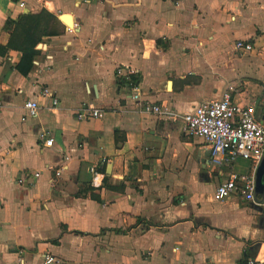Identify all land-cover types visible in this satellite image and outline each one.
<instances>
[{"label":"crops","instance_id":"0c3cea01","mask_svg":"<svg viewBox=\"0 0 264 264\" xmlns=\"http://www.w3.org/2000/svg\"><path fill=\"white\" fill-rule=\"evenodd\" d=\"M8 20L17 22L10 32ZM10 38L17 45L29 38L38 54L26 76L16 70L19 51L0 56V264H43L44 254L59 264L264 258V197L213 200L221 180L255 178L259 165L238 159L222 166L223 179L180 120L142 111L161 103L182 115L231 87L233 101L258 115L264 0H0V47ZM237 40L254 51L235 52ZM130 70L139 77L138 103L117 84ZM28 100L39 110L22 121ZM85 106L102 117L78 120ZM38 171V179L16 184Z\"/></svg>","mask_w":264,"mask_h":264},{"label":"built area","instance_id":"2783aa9c","mask_svg":"<svg viewBox=\"0 0 264 264\" xmlns=\"http://www.w3.org/2000/svg\"><path fill=\"white\" fill-rule=\"evenodd\" d=\"M19 8L24 7V3L18 4ZM77 26L68 29L69 32H75ZM234 50L237 53H251L254 51L253 43L245 40H237L234 43ZM122 70L118 68L116 75ZM135 74L131 70L126 74V82L130 97L134 102L140 100L139 83L134 84L131 78ZM233 88H227L219 99L203 102L197 105L191 112L185 114L176 113L166 104H144L142 111L145 114L155 115L163 121L175 122L180 120L183 125V132L186 136L201 139L207 146L211 163L216 167L231 166L236 160L248 161L257 167L264 156V114L262 110L258 113L253 106L244 105L233 101ZM40 96L51 102V107L58 105V100L49 88H43ZM2 102L0 99V109ZM25 118H34L37 116L39 105L28 100L24 103ZM102 113L85 106L77 115V119L101 118ZM39 141L43 143L44 148L53 147V139L48 138L47 134H39ZM47 170L52 168L47 167ZM53 171V170H52ZM41 171L32 174L23 173L17 179L16 184H27L30 178L38 179ZM60 171L54 172V177L58 178ZM54 182V180H50ZM31 183V182H30ZM231 196H238L247 202H252L255 198V184L253 176H238L230 174L225 180H221L213 193V200L222 202ZM264 245V244H263ZM260 248L262 249V246ZM43 264H59L51 255H43ZM244 264H264V258H253L247 260Z\"/></svg>","mask_w":264,"mask_h":264},{"label":"trees","instance_id":"16d2710c","mask_svg":"<svg viewBox=\"0 0 264 264\" xmlns=\"http://www.w3.org/2000/svg\"><path fill=\"white\" fill-rule=\"evenodd\" d=\"M13 1H18V0H13ZM16 26H17V22L8 20L6 21L4 25V29L5 31L10 32L12 28L13 27L16 28ZM53 34L55 33L51 31L49 36H52ZM13 49L21 53V59H20L19 64L16 66V70L21 75L26 76L31 71V69H33L32 62H33L34 57L38 54V51L34 50V43H31V44L29 43V38H26L23 42L19 43L18 45L17 43L15 44L13 39L10 38L6 47H0V56H5L7 51L13 50ZM131 80L134 84L139 83V77L137 75H134L131 78ZM117 84L119 86L121 85L125 87L126 89H129L127 82H123L119 80Z\"/></svg>","mask_w":264,"mask_h":264},{"label":"water","instance_id":"95a60500","mask_svg":"<svg viewBox=\"0 0 264 264\" xmlns=\"http://www.w3.org/2000/svg\"><path fill=\"white\" fill-rule=\"evenodd\" d=\"M69 17L68 15H62L60 16L61 20L65 23L63 18ZM68 25L67 23H65ZM69 26V25H68ZM262 114H264V104L261 106ZM254 184H255V195H261L264 197V156L262 157V160L260 161V164L255 172V178H254Z\"/></svg>","mask_w":264,"mask_h":264},{"label":"rangeland","instance_id":"374dc122","mask_svg":"<svg viewBox=\"0 0 264 264\" xmlns=\"http://www.w3.org/2000/svg\"><path fill=\"white\" fill-rule=\"evenodd\" d=\"M50 33H51V32H49L48 35H50ZM220 168H223V169H222V174H223V175H222V178L224 179V178H226V176H227V174H228V172H229V169H227V167H220ZM263 250H264V246H263Z\"/></svg>","mask_w":264,"mask_h":264},{"label":"bare ground","instance_id":"6f19581e","mask_svg":"<svg viewBox=\"0 0 264 264\" xmlns=\"http://www.w3.org/2000/svg\"><path fill=\"white\" fill-rule=\"evenodd\" d=\"M66 18H67V19H71L70 17H65V18H63V20L65 21V20H66ZM65 23H67V22L65 21ZM67 24H68V25H70L71 23H70V24H69V23H67Z\"/></svg>","mask_w":264,"mask_h":264}]
</instances>
